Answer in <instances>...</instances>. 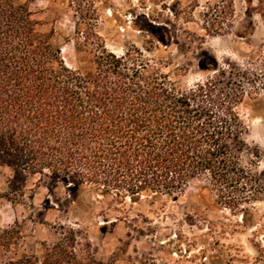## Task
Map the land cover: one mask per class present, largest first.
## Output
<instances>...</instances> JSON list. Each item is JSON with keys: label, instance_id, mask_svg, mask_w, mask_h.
<instances>
[{"label": "trees", "instance_id": "trees-1", "mask_svg": "<svg viewBox=\"0 0 264 264\" xmlns=\"http://www.w3.org/2000/svg\"><path fill=\"white\" fill-rule=\"evenodd\" d=\"M79 30L76 60L90 55V66L70 68L61 52L67 39L41 30L26 3L0 0V173H13L8 184L19 189L29 176L48 173L74 202L85 189L137 202L141 195L175 199L196 181L198 199L246 215L242 207L261 188L255 164L243 161L257 152H250L238 113L242 88L223 83L219 67L184 86L182 67L169 75L162 58L138 49L117 55L94 31ZM55 234L52 244L38 242L33 254L8 264H105L89 242L84 255L78 252L74 228Z\"/></svg>", "mask_w": 264, "mask_h": 264}, {"label": "rangeland", "instance_id": "rangeland-1", "mask_svg": "<svg viewBox=\"0 0 264 264\" xmlns=\"http://www.w3.org/2000/svg\"><path fill=\"white\" fill-rule=\"evenodd\" d=\"M15 1L36 13L41 30L54 28L61 41L68 40L61 52L70 68L90 66V55L76 60L72 39L78 28L79 34L94 31L117 55L138 49L162 58L169 75L182 67L184 86L224 69L223 83L243 90L238 113L250 152H257L245 153L243 161L255 164L261 189L258 199L244 204L243 216L206 196L198 199L196 181L175 199L141 195L137 202H118L85 189L74 202L48 173L29 176L16 189L8 184L13 173L3 169L0 264L33 254L38 242L52 244L60 226L77 231L81 255L89 242L90 253L105 264H264V0Z\"/></svg>", "mask_w": 264, "mask_h": 264}]
</instances>
